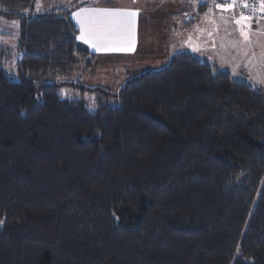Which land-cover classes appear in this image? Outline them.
I'll list each match as a JSON object with an SVG mask.
<instances>
[{"label": "trees", "instance_id": "1", "mask_svg": "<svg viewBox=\"0 0 264 264\" xmlns=\"http://www.w3.org/2000/svg\"><path fill=\"white\" fill-rule=\"evenodd\" d=\"M35 1L0 0L19 23L16 80L0 44V264H264V93L181 51L117 93L78 86L91 111L59 94L97 67L82 3Z\"/></svg>", "mask_w": 264, "mask_h": 264}, {"label": "rangeland", "instance_id": "2", "mask_svg": "<svg viewBox=\"0 0 264 264\" xmlns=\"http://www.w3.org/2000/svg\"><path fill=\"white\" fill-rule=\"evenodd\" d=\"M204 3L208 4V0ZM205 16L196 20L191 28L193 36L203 38L209 33L211 42L196 45L190 51L201 59H206L215 64L219 69L228 71L234 78L248 83L251 87L259 89L264 93V23L247 21L243 25V31L249 39L241 36L242 26L236 23L240 19L239 13L228 8L229 15L226 18H215V8H205ZM214 17V18H213ZM139 45L137 51L131 57L114 56V58L102 57L97 61L95 73H87L77 84L75 74L74 80L68 81L73 84L62 86L59 90L63 99H75L83 102L85 107L91 111L96 109V103L100 93L81 91L78 86L95 89H105L111 93H117L127 79L145 71L148 68L160 69L168 64L173 55L184 48L183 42L185 31L177 24L173 39L169 40L166 34V20H140ZM152 33H142L147 27ZM218 26L219 29H214ZM142 28V29H141ZM163 32H162V31ZM19 37V23L17 20H7L0 16V44L10 52V60L3 65L6 75L13 80L17 79L16 63L18 53L16 50ZM148 38V43L145 41ZM147 43V44H146ZM192 44V42H189ZM147 47L151 50H147ZM177 49V50H176ZM197 49V51L195 50ZM58 82V81H54ZM111 105H117L118 99L111 97Z\"/></svg>", "mask_w": 264, "mask_h": 264}, {"label": "crops", "instance_id": "3", "mask_svg": "<svg viewBox=\"0 0 264 264\" xmlns=\"http://www.w3.org/2000/svg\"><path fill=\"white\" fill-rule=\"evenodd\" d=\"M205 0H36L34 5V10L37 13L46 12L53 10L55 8L69 9L76 6L70 13V18L78 29L79 37L81 35L80 24L77 18L73 16V13L78 12L80 9H122L136 11L137 15L132 18V24L129 30L122 35H115L110 40V44L113 47H122L129 49L126 51H97L91 46V43H85L84 40L78 39L84 47L89 51L93 52L97 56L99 61L102 57L114 58V56L131 57L137 51L139 45V32H140V20H166V34L168 39H173L175 35V29L177 24H180L185 31V37L183 46L189 44L190 47L183 49V51H192V48H196V45L201 43L211 42V35L207 33L206 37L199 38L193 36L194 33L191 32V28L195 25L196 20H201L206 12L203 11L205 8H211L214 5L215 18L224 16V18L229 15L228 8H218L216 5H224L222 0H208V4L204 3ZM204 15V16H203ZM203 16V17H202ZM214 18V17H213ZM241 18V17H240ZM256 23V22H254ZM259 23V22H257ZM264 23V22H260ZM142 29V28H141ZM214 29H219L218 26ZM162 31V30H161ZM152 33L151 28L148 26L142 33L150 35ZM163 32V31H162ZM145 41L148 43V38ZM189 42H192L190 44ZM146 43V44H147ZM147 50L149 47H147ZM177 50V49H176ZM152 51V50H151ZM182 51V50H181ZM179 51V52H181ZM197 51V49L195 50ZM178 53V52H177ZM192 54V53H191ZM196 56V55H195ZM198 57V56H197ZM98 65V64H97ZM94 70L91 73H95Z\"/></svg>", "mask_w": 264, "mask_h": 264}, {"label": "snow or ice", "instance_id": "4", "mask_svg": "<svg viewBox=\"0 0 264 264\" xmlns=\"http://www.w3.org/2000/svg\"><path fill=\"white\" fill-rule=\"evenodd\" d=\"M235 3L225 5H216L218 8H234ZM242 6L247 8V3ZM260 11L264 12V0H259ZM137 15L136 11L122 9H80L73 13L80 24L81 35L78 39L84 40L85 43H91V46L97 51H126L122 47H113L110 40L115 35H122L127 32L132 24V18ZM250 19V18H248ZM241 25V36L247 41L249 39L247 33L243 31V25L247 20L241 16L236 20ZM195 50V49H194Z\"/></svg>", "mask_w": 264, "mask_h": 264}, {"label": "built area", "instance_id": "5", "mask_svg": "<svg viewBox=\"0 0 264 264\" xmlns=\"http://www.w3.org/2000/svg\"><path fill=\"white\" fill-rule=\"evenodd\" d=\"M222 2L225 6L235 3L236 6L231 9L247 21L264 22V12L260 11L259 0H222ZM243 3H247V8L242 6Z\"/></svg>", "mask_w": 264, "mask_h": 264}]
</instances>
